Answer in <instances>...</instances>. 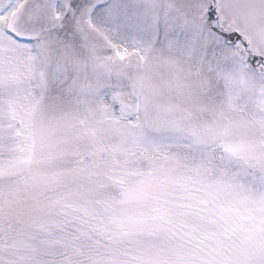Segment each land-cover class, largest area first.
<instances>
[{
    "label": "snow or ice",
    "instance_id": "6c2138e0",
    "mask_svg": "<svg viewBox=\"0 0 264 264\" xmlns=\"http://www.w3.org/2000/svg\"><path fill=\"white\" fill-rule=\"evenodd\" d=\"M0 264H264V0H0Z\"/></svg>",
    "mask_w": 264,
    "mask_h": 264
}]
</instances>
